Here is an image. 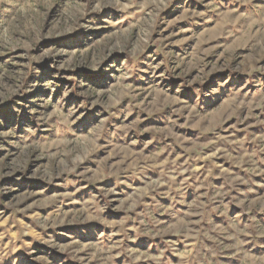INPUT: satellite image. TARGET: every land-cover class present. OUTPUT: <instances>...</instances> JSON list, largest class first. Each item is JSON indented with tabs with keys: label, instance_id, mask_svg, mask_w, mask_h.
Masks as SVG:
<instances>
[{
	"label": "rangeland",
	"instance_id": "1",
	"mask_svg": "<svg viewBox=\"0 0 264 264\" xmlns=\"http://www.w3.org/2000/svg\"><path fill=\"white\" fill-rule=\"evenodd\" d=\"M0 264H264V0H0Z\"/></svg>",
	"mask_w": 264,
	"mask_h": 264
}]
</instances>
